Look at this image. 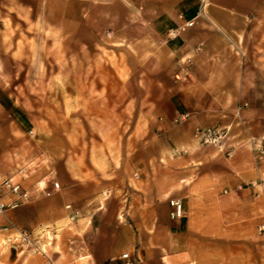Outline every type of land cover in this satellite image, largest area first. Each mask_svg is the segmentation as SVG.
Wrapping results in <instances>:
<instances>
[{
    "label": "crops",
    "instance_id": "crops-1",
    "mask_svg": "<svg viewBox=\"0 0 264 264\" xmlns=\"http://www.w3.org/2000/svg\"><path fill=\"white\" fill-rule=\"evenodd\" d=\"M57 1L66 21L74 8L83 15L96 8L89 25L102 21L115 37L132 38L144 53L146 77L164 79L152 86L159 96L145 104L162 148L155 156L149 148L132 152V170H124L135 176L132 184L117 182L115 167L111 182L83 184L77 175L98 170L69 166L66 154L58 190L36 194L33 184L52 172L30 173L23 186L32 199L8 217L26 230L49 228L87 214L91 200L118 188L123 194L105 197L97 209L115 204L125 221L107 226L95 218L84 238L70 235L61 248L69 256L64 264H124V252L139 264H227L229 242L259 239L256 226L264 222V154L257 151L264 147V0ZM206 127L231 128L229 157L195 144L194 132ZM171 199L181 204L178 218L170 215ZM45 254L0 244V264H47Z\"/></svg>",
    "mask_w": 264,
    "mask_h": 264
},
{
    "label": "rangeland",
    "instance_id": "rangeland-1",
    "mask_svg": "<svg viewBox=\"0 0 264 264\" xmlns=\"http://www.w3.org/2000/svg\"><path fill=\"white\" fill-rule=\"evenodd\" d=\"M57 2L0 0V180L20 168L29 170V175L51 170L48 184L62 185L67 154L69 166L73 162L75 167L98 170L77 175L83 184L102 178L111 182L114 167L121 170L117 182L132 184L135 176L124 171L132 170V152L149 148L155 156L162 148L155 136L158 122L146 121L151 112L145 111V104L159 96L152 86H161L157 81L164 79L146 77L144 53L132 47V38L115 37L102 21L89 25L88 13L96 14V8L84 9L88 12L84 15L81 8H74L76 13L66 21L65 8H56ZM180 119L172 121L179 124ZM214 129L226 131L225 137L217 146H205L229 157L226 150L235 148L226 143L231 128ZM195 132V144L202 145ZM151 137L152 142L146 143ZM257 151L264 154L262 147ZM121 193L110 189L89 202L87 214L76 213L72 220L50 225L39 247L57 264H64L69 256L61 248L70 235L84 238L97 227L95 218L107 226L125 221L115 204L97 209L105 197L117 199ZM261 224L256 226L259 239L229 242L232 254L227 264H264Z\"/></svg>",
    "mask_w": 264,
    "mask_h": 264
},
{
    "label": "built area",
    "instance_id": "built-area-1",
    "mask_svg": "<svg viewBox=\"0 0 264 264\" xmlns=\"http://www.w3.org/2000/svg\"><path fill=\"white\" fill-rule=\"evenodd\" d=\"M178 77V74L176 75ZM226 131L217 130L214 128H202L195 132V136L198 138L202 145H219L221 140L225 137ZM264 150V147H262ZM227 155L231 152L226 150ZM16 175L18 178L16 179ZM29 177V170L20 168L16 171L15 175L4 177L0 180V233L2 234L1 243L3 245H9L11 247H23L27 250H33L34 252L45 251L39 247V239L43 235L47 234L45 228L40 226L38 230L31 229L26 230L19 228L14 222L8 217L7 212L14 210L24 204L31 201L33 194L29 188L23 186V181ZM50 184V185H49ZM48 184L47 180L43 178L38 179L34 184V190L36 194L50 196L59 188L58 181H51ZM172 206L170 215L172 218H178L181 214V204L177 199H171L169 201ZM73 216V215H72ZM259 231L264 232V224L259 226ZM46 255V254H45ZM47 264H56L52 258L48 255ZM121 258L124 259V264H139L140 259L133 260L129 252L121 254Z\"/></svg>",
    "mask_w": 264,
    "mask_h": 264
}]
</instances>
